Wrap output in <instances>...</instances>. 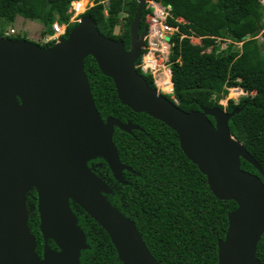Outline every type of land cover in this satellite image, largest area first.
<instances>
[{
    "label": "water",
    "instance_id": "water-1",
    "mask_svg": "<svg viewBox=\"0 0 264 264\" xmlns=\"http://www.w3.org/2000/svg\"><path fill=\"white\" fill-rule=\"evenodd\" d=\"M136 2L128 51L122 42L101 36L89 16L49 48L0 37V264H79L75 253L87 246L70 201L105 231L123 264H160L134 223L106 200V183L87 167L88 160L101 157L114 180L126 184L123 171L130 169L119 161L114 130L141 131L130 122L102 120L84 72L88 57L112 81L121 105L171 129L213 196L236 204L225 237L217 243L218 264H262L256 247L264 234V172L228 126L242 108L184 112L150 88L135 67L145 48L146 32H139L147 0ZM241 160L261 178L241 170ZM32 190L41 258L27 225L26 193Z\"/></svg>",
    "mask_w": 264,
    "mask_h": 264
},
{
    "label": "trees",
    "instance_id": "trees-1",
    "mask_svg": "<svg viewBox=\"0 0 264 264\" xmlns=\"http://www.w3.org/2000/svg\"><path fill=\"white\" fill-rule=\"evenodd\" d=\"M74 1L77 0H0V19L12 23L20 17L39 23L44 28L41 34L44 39L51 35V25L56 19L68 22L69 6ZM91 1L95 5L80 18L89 16L101 36L122 42L128 51L136 0ZM149 1L170 8L166 25L177 30L170 39L168 58L173 93L164 97L184 112L219 108L230 113L242 108L228 123L230 135L246 148L264 172V8L260 0ZM151 13L150 9L143 8L139 34L147 31L145 19ZM122 15L123 27L115 34ZM76 25L68 28L62 40ZM4 33L0 31V37H4ZM14 36L8 39L26 40L24 35ZM246 36L250 39H245ZM191 38L200 39V45L192 44ZM218 39L229 41L224 50L216 46ZM38 45L49 48L54 44ZM83 67L102 120L112 117L141 129L131 135L114 130L112 140L119 161L130 169L123 171L126 184L114 180L101 157L86 162H93L95 174L111 189L104 197L134 223L158 263L218 264L217 243L225 237L228 214L236 209V204L213 196L206 178L184 156L177 135L171 129L121 105L112 81L101 74L91 57L84 60ZM137 71L141 74L139 69ZM143 77L150 88L156 89L151 75ZM229 89H239L246 96L237 104L229 100L223 108L219 102ZM240 167L261 178L256 169L243 160ZM35 198L33 191L26 199L35 207L29 212L27 225L41 257L43 239ZM70 205L87 246L75 253L78 263L123 264L105 231L78 206ZM48 246L55 249L51 241ZM256 257L264 264V234L257 244Z\"/></svg>",
    "mask_w": 264,
    "mask_h": 264
},
{
    "label": "built area",
    "instance_id": "built-area-1",
    "mask_svg": "<svg viewBox=\"0 0 264 264\" xmlns=\"http://www.w3.org/2000/svg\"><path fill=\"white\" fill-rule=\"evenodd\" d=\"M81 1L82 0H77V1H74L70 4L68 13L71 14V16L69 17L68 22L62 23V22H59L58 19H56L52 23V25H51V32L52 33H51V35H48L43 39V44H48V43L56 44V43L62 41V38L67 35L68 28L72 24H75V23L77 24L79 22L80 16L83 15L85 12H87L89 9H91L94 6V4H92L93 1H91V0H85V2H86L85 5H82ZM145 7L147 9H150L151 12L153 10V15L155 16V18H157L159 20V21H157L156 19L153 20L154 25L151 27V30H154L153 35L156 37L160 33V35H159V41L160 42H158V43H161L163 45H161L162 48L157 51L155 48L156 44L150 42V40L148 39V36L146 34V36L144 38L145 48H144L143 53L145 52V50H148L149 53L146 54L145 57L141 56L142 59L141 58L140 59L142 60V65H135V67H136V70L139 69V71L141 72L140 75H142V76L148 75V74L151 76H155V73L158 70H156L157 66H156V61L154 59V53H156V51L159 52V53H157L158 57L160 59L164 60V62H168V58H169L171 37H165L166 33L162 32L160 29H156V28L157 27L160 28L161 26H164L165 28H169L166 25V19H167V17H169L170 8L165 7L161 4H156L153 1H149V0H147ZM169 29H172V28H169ZM14 35H16V31L11 29L9 31V33H4L3 38H8V37H11ZM166 38H169V40L167 41ZM147 40H148V46H147ZM158 43H157V45H158ZM151 51L154 53H152ZM151 64H154V67H152ZM164 68L165 67H162L161 69H164ZM168 71H169V69H168ZM155 87L157 89H159V87H157V85H156V80H155Z\"/></svg>",
    "mask_w": 264,
    "mask_h": 264
},
{
    "label": "rangeland",
    "instance_id": "rangeland-1",
    "mask_svg": "<svg viewBox=\"0 0 264 264\" xmlns=\"http://www.w3.org/2000/svg\"><path fill=\"white\" fill-rule=\"evenodd\" d=\"M82 5H85V0H82L81 1ZM260 3L263 5V8H264V0H260ZM92 4L95 5L94 2H92ZM69 11V10H68ZM71 16V14H69ZM157 20L159 21L157 18H155V16L153 15V10H152V14L151 15H148L145 19V24L147 25V31H146V34L148 36V39L150 40V42L156 44L155 48L156 50H160L162 48L161 43H158L160 42L159 41V35L160 33L158 34V36H154V30H151V27L154 25V22L153 20ZM29 23H33L34 26L32 28H28L27 27V24ZM178 22L184 24L183 21L181 20H178ZM123 24H124V21H123V15L120 17L119 19V24H118V27L116 28L115 30V34H119L122 27H123ZM39 26V27H37ZM11 29H14L16 31V35H21V36H25L26 37V42H31V43H34L36 45L38 44H43V37L41 36L42 32L44 31V28L42 25H40L39 23H35V22H32V21H28V20H25L23 18H20L18 17L14 22L10 23V22H4L0 19V31L2 32H5V33H9V31ZM156 29H159V27H157ZM162 31V30H161ZM163 32V31H162ZM162 34V33H161ZM177 34V30L176 29H169L168 30V34L166 33L165 37H173L174 35ZM15 37V36H13ZM191 43L194 44V45H200V39H195V38H191L190 39ZM258 41L260 42L261 40L258 39ZM158 45H157V43ZM216 46L218 47L219 50H224L226 48V46L229 44V41L228 40H217L216 41ZM147 46H148V40H147ZM239 47V45H238ZM147 48V47H146ZM154 53V59L156 61V70H160L162 67H165L167 70H168V62H164V60L160 59L158 57V54L159 52ZM209 51V50H208ZM207 51V52H208ZM148 50H145L144 54L142 55V57H145L146 54H148ZM141 57V59H142ZM139 65H142V60H140V63ZM155 71V70H154ZM155 73V72H154ZM153 78V82H154V85H155V80L156 82H159L161 80H158L157 76H152ZM164 78H166L165 74H164ZM167 79V78H166ZM156 90L161 93L162 95H169V96H172V92L170 93H167V91L165 89H157ZM237 93H236V96H232L231 95V89L228 90V93L226 95V97L221 100L219 102V104L225 108L226 105H227V102L229 100L233 101L234 104H237L242 98H244L246 96L245 93H243L241 90L237 89Z\"/></svg>",
    "mask_w": 264,
    "mask_h": 264
},
{
    "label": "bare ground",
    "instance_id": "bare-ground-1",
    "mask_svg": "<svg viewBox=\"0 0 264 264\" xmlns=\"http://www.w3.org/2000/svg\"><path fill=\"white\" fill-rule=\"evenodd\" d=\"M160 30H162L164 33H167L168 34V30L169 28H165L164 26H161L159 28ZM152 67H154V64H151ZM164 74L166 76V78H164ZM155 76H157L158 80H161L159 82H156V85L157 87H159V89H165L167 91V93H170L172 92V84L170 82V72L164 68V69H161V70H158L156 73H155ZM237 89H231V95L232 96H236V93H237Z\"/></svg>",
    "mask_w": 264,
    "mask_h": 264
},
{
    "label": "flooded vegetation",
    "instance_id": "flooded-vegetation-1",
    "mask_svg": "<svg viewBox=\"0 0 264 264\" xmlns=\"http://www.w3.org/2000/svg\"><path fill=\"white\" fill-rule=\"evenodd\" d=\"M87 167L88 168H90L91 170H92V172L95 174V170H94V164H93V162L92 163H89V164H87ZM96 175V174H95ZM97 176V175H96ZM98 177V176H97ZM101 179V178H100ZM102 180V179H101ZM103 181V180H102ZM104 182V181H103ZM104 183H106V182H104ZM107 185V184H106ZM108 186V185H107ZM109 187V186H108ZM110 189V188H109ZM33 191H35V190H32V191H30V192H27L26 193V199H27V196H31V193L33 192ZM36 193V192H35ZM110 193H111V189H110ZM107 194H109V193H107ZM104 195V194H103ZM36 199V198H35ZM107 200V199H106ZM72 202L70 201L69 202V206H70V209H71V212L73 213V215H74V222H75V224L78 226V222H77V219H76V216H75V213H74V211H73V209H72V207H71V204ZM73 204V203H72ZM74 205V204H73ZM32 207H34V206H30V204H29V202L26 200V209H27V211H28V219H29V212L30 211H33L34 209H35V207L32 209ZM36 207H37V205H36ZM82 210V209H81ZM83 211V210H82ZM85 213V212H84ZM86 214V213H85ZM87 215V214H86ZM88 216V215H87ZM89 217V216H88ZM96 223V222H95ZM79 227V226H78ZM80 228V227H79ZM80 230H81V228H80ZM82 231V230H81ZM83 232V231H82ZM84 234V233H83ZM85 236V235H84ZM49 241H51V240H48V242ZM48 242H47V244H48ZM52 243H53V241H51ZM55 245V244H54ZM56 248V247H55ZM38 254V253H37ZM39 256V255H38ZM40 257V256H39ZM41 257H42V255H41ZM40 257V258H41Z\"/></svg>",
    "mask_w": 264,
    "mask_h": 264
},
{
    "label": "crops",
    "instance_id": "crops-1",
    "mask_svg": "<svg viewBox=\"0 0 264 264\" xmlns=\"http://www.w3.org/2000/svg\"><path fill=\"white\" fill-rule=\"evenodd\" d=\"M17 18H18V17H17ZM17 18H16V19H17ZM16 19H15V20H16ZM28 21H29V20H28ZM35 23H36V22H35ZM33 26H34L33 23H29V22H28V24H27V27H28V28H32ZM37 27H39V26H37ZM13 30H14V29H13Z\"/></svg>",
    "mask_w": 264,
    "mask_h": 264
}]
</instances>
